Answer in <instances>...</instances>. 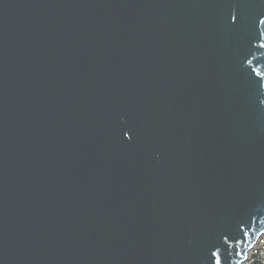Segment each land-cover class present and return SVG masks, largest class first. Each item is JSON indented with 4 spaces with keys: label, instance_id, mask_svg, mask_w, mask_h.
<instances>
[{
    "label": "water",
    "instance_id": "1",
    "mask_svg": "<svg viewBox=\"0 0 264 264\" xmlns=\"http://www.w3.org/2000/svg\"><path fill=\"white\" fill-rule=\"evenodd\" d=\"M258 18L264 0H0V264H244Z\"/></svg>",
    "mask_w": 264,
    "mask_h": 264
},
{
    "label": "built area",
    "instance_id": "2",
    "mask_svg": "<svg viewBox=\"0 0 264 264\" xmlns=\"http://www.w3.org/2000/svg\"><path fill=\"white\" fill-rule=\"evenodd\" d=\"M261 237L257 240V242L253 245L252 249L249 251V255H248L246 261L249 260V257L251 254H260V256L263 257L262 262H264V238L262 240Z\"/></svg>",
    "mask_w": 264,
    "mask_h": 264
},
{
    "label": "trees",
    "instance_id": "3",
    "mask_svg": "<svg viewBox=\"0 0 264 264\" xmlns=\"http://www.w3.org/2000/svg\"><path fill=\"white\" fill-rule=\"evenodd\" d=\"M263 257L260 254H251L249 260L246 261L244 264H264L262 262Z\"/></svg>",
    "mask_w": 264,
    "mask_h": 264
},
{
    "label": "snow or ice",
    "instance_id": "4",
    "mask_svg": "<svg viewBox=\"0 0 264 264\" xmlns=\"http://www.w3.org/2000/svg\"><path fill=\"white\" fill-rule=\"evenodd\" d=\"M232 19H233V22H235V19H236V18L233 17ZM257 24L264 25V18H258V20H257ZM216 264H220V261L217 260V261H216Z\"/></svg>",
    "mask_w": 264,
    "mask_h": 264
},
{
    "label": "rangeland",
    "instance_id": "5",
    "mask_svg": "<svg viewBox=\"0 0 264 264\" xmlns=\"http://www.w3.org/2000/svg\"><path fill=\"white\" fill-rule=\"evenodd\" d=\"M261 238H262V240H263V238H264V235H262V237H261ZM262 240H261V241H262Z\"/></svg>",
    "mask_w": 264,
    "mask_h": 264
},
{
    "label": "bare ground",
    "instance_id": "6",
    "mask_svg": "<svg viewBox=\"0 0 264 264\" xmlns=\"http://www.w3.org/2000/svg\"><path fill=\"white\" fill-rule=\"evenodd\" d=\"M249 255V254H248ZM248 257V256H247Z\"/></svg>",
    "mask_w": 264,
    "mask_h": 264
}]
</instances>
